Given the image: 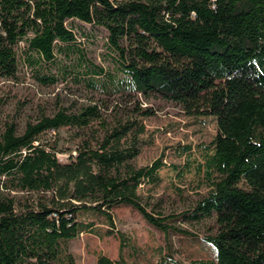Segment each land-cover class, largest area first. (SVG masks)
Listing matches in <instances>:
<instances>
[{
    "label": "trees",
    "instance_id": "obj_1",
    "mask_svg": "<svg viewBox=\"0 0 264 264\" xmlns=\"http://www.w3.org/2000/svg\"><path fill=\"white\" fill-rule=\"evenodd\" d=\"M77 22L106 32L109 59L127 77L115 88L78 44ZM0 23V82L69 79L91 95L68 103L57 94L23 127L0 120V264H79L70 242L83 234L119 242L117 256L97 252L95 264H264V0H0ZM64 59L69 68L53 71ZM111 97L121 100L112 110ZM161 100L218 124L204 153L208 188L180 212L141 193L164 157L136 164ZM30 103L20 99L17 114ZM64 128L73 148L43 139ZM127 207L164 233L166 248L115 229ZM172 233L204 246L175 249Z\"/></svg>",
    "mask_w": 264,
    "mask_h": 264
},
{
    "label": "rangeland",
    "instance_id": "obj_2",
    "mask_svg": "<svg viewBox=\"0 0 264 264\" xmlns=\"http://www.w3.org/2000/svg\"><path fill=\"white\" fill-rule=\"evenodd\" d=\"M76 24L78 26L76 30L78 44L85 48L86 57L93 63L103 66L107 71V74L99 80L104 82L107 87L113 88L119 82L125 81L127 77L118 68L116 69L109 59L106 32L103 29H95L91 25H82L78 22ZM74 60H78L76 54L73 55L71 62ZM84 64L86 65V63ZM65 67L69 68L67 59H64V62L61 61L56 68L53 67V71L58 72L59 68ZM85 69V67L77 66V74L78 70L83 73ZM7 88H10L12 99L0 109V120L16 118L22 127L28 118L35 119L39 115L40 108L45 103L48 104L49 109L53 108L57 94H61L68 103L75 100L85 102L91 96L84 89L80 90L71 84L69 79L68 82L63 81L55 87L47 88L36 82L30 74L23 76L19 83L0 82V96L7 92ZM27 98L31 103L22 113L17 114L18 101ZM96 99L99 98L96 97ZM120 101L113 97L107 99L111 110L115 103ZM154 104L157 110L156 115L144 120L147 131L141 137V154L136 164L147 165L163 156L165 165L154 176L142 181L141 193L144 196L149 194L162 196L165 211L180 212L192 204L197 192H205L208 188L204 153L212 146V141L218 132V124L215 117L186 116L182 109L172 102L161 100ZM43 139L52 142L60 140L59 146L63 148L66 146L73 148L75 145L74 140L71 139L70 131L66 128L59 132L49 131ZM187 146L191 148L186 149ZM175 165L182 167L184 171L182 179L177 177ZM200 165H204V167L199 169ZM180 190H183V195H180ZM118 214L115 219V229L132 237L134 243H139L141 246L145 243L159 244L166 248L164 233L151 226L137 211L127 207L118 210ZM184 227L187 226L184 225ZM199 229L202 228H191L193 232L197 233V236H201ZM170 238L175 249L181 247L182 244L189 253L198 252L204 246L199 237L184 239L183 236L172 233ZM70 250L79 264H95L97 252L103 251L117 256L119 242L109 236L102 238L83 234L70 242ZM208 253L210 256L214 255L210 247ZM186 262L189 263L188 260Z\"/></svg>",
    "mask_w": 264,
    "mask_h": 264
},
{
    "label": "built area",
    "instance_id": "obj_3",
    "mask_svg": "<svg viewBox=\"0 0 264 264\" xmlns=\"http://www.w3.org/2000/svg\"><path fill=\"white\" fill-rule=\"evenodd\" d=\"M0 25H1V23H0Z\"/></svg>",
    "mask_w": 264,
    "mask_h": 264
}]
</instances>
